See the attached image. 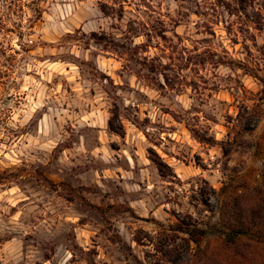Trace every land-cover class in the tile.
<instances>
[{
    "label": "rangeland",
    "instance_id": "obj_1",
    "mask_svg": "<svg viewBox=\"0 0 264 264\" xmlns=\"http://www.w3.org/2000/svg\"><path fill=\"white\" fill-rule=\"evenodd\" d=\"M240 1L8 0L0 264L217 249L225 191L264 165V0Z\"/></svg>",
    "mask_w": 264,
    "mask_h": 264
},
{
    "label": "trees",
    "instance_id": "obj_2",
    "mask_svg": "<svg viewBox=\"0 0 264 264\" xmlns=\"http://www.w3.org/2000/svg\"><path fill=\"white\" fill-rule=\"evenodd\" d=\"M7 2L8 0H0V34L10 31L11 28L8 23L10 17L5 13L10 9L11 3ZM243 2L241 0L239 3L242 8ZM2 51L4 52L1 49L0 54H4ZM112 121L109 123L110 131L121 136L122 126L116 130ZM254 124L248 120L240 126L243 131L250 132ZM191 132L195 133L193 130ZM147 152L148 159L156 166L160 175L164 176L165 170H168L166 164L152 149ZM259 178L254 188L242 185L225 191L218 207L221 237L217 249L204 251L198 247L196 252L191 250L189 240L186 241L183 251L175 246L163 245L158 247L162 264H264V165ZM181 224L189 226L185 221ZM200 230L194 228L185 232L190 236V240L196 243L197 236L204 234V231Z\"/></svg>",
    "mask_w": 264,
    "mask_h": 264
}]
</instances>
